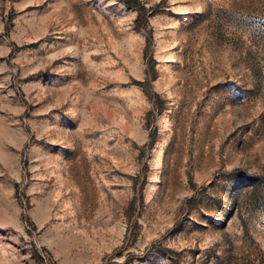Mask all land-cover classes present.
<instances>
[{"label": "rangeland", "instance_id": "374dc122", "mask_svg": "<svg viewBox=\"0 0 264 264\" xmlns=\"http://www.w3.org/2000/svg\"><path fill=\"white\" fill-rule=\"evenodd\" d=\"M0 264H264V0H0Z\"/></svg>", "mask_w": 264, "mask_h": 264}, {"label": "trees", "instance_id": "16d2710c", "mask_svg": "<svg viewBox=\"0 0 264 264\" xmlns=\"http://www.w3.org/2000/svg\"><path fill=\"white\" fill-rule=\"evenodd\" d=\"M132 0H126V3L127 4H130Z\"/></svg>", "mask_w": 264, "mask_h": 264}]
</instances>
